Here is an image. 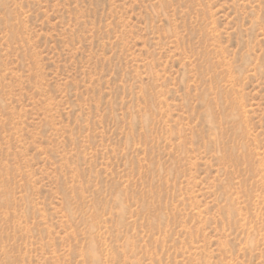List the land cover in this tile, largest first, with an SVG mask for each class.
<instances>
[{"label": "rangeland", "instance_id": "rangeland-1", "mask_svg": "<svg viewBox=\"0 0 264 264\" xmlns=\"http://www.w3.org/2000/svg\"><path fill=\"white\" fill-rule=\"evenodd\" d=\"M0 264H264V0H0Z\"/></svg>", "mask_w": 264, "mask_h": 264}]
</instances>
